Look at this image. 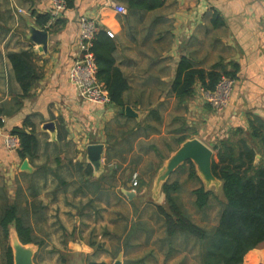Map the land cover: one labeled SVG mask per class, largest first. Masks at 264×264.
I'll list each match as a JSON object with an SVG mask.
<instances>
[{
	"label": "crops",
	"instance_id": "1",
	"mask_svg": "<svg viewBox=\"0 0 264 264\" xmlns=\"http://www.w3.org/2000/svg\"><path fill=\"white\" fill-rule=\"evenodd\" d=\"M112 2L127 12L119 13ZM53 8V0H0V98L23 94L10 53L31 51L39 74L30 96L20 98L22 107L0 127V186L5 182L14 197L20 183L24 204H37L29 222L44 245L28 243L35 245V264H55L41 263L39 255L58 264H114L119 257L121 264H184L189 250L172 251L156 204L166 206L162 185L179 177L187 161L165 181L160 177L186 141L197 138L212 148L247 126L251 114L264 119V0H163L147 9H128L127 0H76L56 18ZM46 15L53 18L46 22ZM84 17L96 19L114 42L115 66L127 81L123 97L135 115L126 106L90 103L71 83ZM39 31L48 32L46 42L40 43ZM183 57L205 70L219 62L231 72L238 67L222 111L198 96L200 84L193 98L177 99L174 81ZM46 123H54L53 131ZM15 126L34 128L39 140L37 156L27 159L30 170H22L24 160L4 145L3 133ZM94 143L104 145L98 170L87 153ZM77 162L91 164L93 174ZM1 168L9 169V177ZM34 177L37 196L29 188ZM8 236L10 246L20 240L14 226ZM250 252L254 262L247 259ZM250 252L244 264L264 263V248Z\"/></svg>",
	"mask_w": 264,
	"mask_h": 264
},
{
	"label": "trees",
	"instance_id": "2",
	"mask_svg": "<svg viewBox=\"0 0 264 264\" xmlns=\"http://www.w3.org/2000/svg\"><path fill=\"white\" fill-rule=\"evenodd\" d=\"M65 1L67 7H73L76 0ZM162 3L163 0H127L128 9L155 8ZM43 17L46 22L53 18L49 15ZM114 48V42L100 27L94 42L97 76L106 85L111 103L124 109L126 102L123 91L127 87V81L115 66ZM9 58L23 94L16 95L12 100L0 98V127L4 126L6 115L22 107L20 98L30 96L39 78L32 64L31 51L10 53ZM235 69L238 67L235 66ZM236 70H226L221 62L208 70L195 68L188 58L183 57L174 81L176 97L180 102L193 98L197 84L213 91L223 76L234 79ZM9 132L20 138V147L16 151L19 158L32 162L39 148L34 128L28 130L24 126H15ZM185 138L183 136L179 141ZM213 149L216 154L213 157L212 171L221 181V196L205 187L192 161L188 160L187 165L182 166L179 171L183 172L188 167L189 176L202 183L191 194L194 196L195 211L202 216L203 221L210 219L209 212L214 207L215 200L218 201L220 209L217 224L208 226L196 221L184 203V184L179 177H170L163 183L166 206L156 204L157 213L163 221L165 241L172 251L179 249L178 247L187 249L189 246L191 249L197 248L196 257L200 264H244L245 257L251 250L264 248V119L251 114L247 126L237 127L227 136L217 139ZM74 166L85 169L88 175L93 174L91 164L77 162ZM29 188L30 194L38 195L36 177L30 179ZM26 198L20 183L14 197L8 195L5 182L0 186V232L5 242L4 264L14 263L13 250L8 240L11 226L16 228L23 243H34L40 247L44 245L43 240L32 234L34 225L29 222V216L37 204H24ZM247 259L254 262V252H250ZM88 264L106 263L90 261Z\"/></svg>",
	"mask_w": 264,
	"mask_h": 264
},
{
	"label": "built area",
	"instance_id": "3",
	"mask_svg": "<svg viewBox=\"0 0 264 264\" xmlns=\"http://www.w3.org/2000/svg\"><path fill=\"white\" fill-rule=\"evenodd\" d=\"M53 16L60 17L67 8L65 0H53ZM113 7L119 13H126L127 9L112 2ZM100 25L96 19L84 17L80 22V31L77 39L78 53L69 71V79L78 89L79 95L86 101L98 105H109L111 98L106 85L98 79V65L94 52V42ZM112 35L111 32H109ZM235 80L223 76L213 91L199 88V93L206 103L210 104L213 110L220 112L228 106ZM4 142L9 151H17L20 147V138L6 132ZM131 185L136 191L139 186L138 172L132 174Z\"/></svg>",
	"mask_w": 264,
	"mask_h": 264
},
{
	"label": "water",
	"instance_id": "4",
	"mask_svg": "<svg viewBox=\"0 0 264 264\" xmlns=\"http://www.w3.org/2000/svg\"><path fill=\"white\" fill-rule=\"evenodd\" d=\"M38 34L39 38H42L40 43L47 41L48 32L39 31ZM126 113L128 115H135V112L130 106H126ZM44 128L53 131L54 123H46ZM103 149L104 145L101 143L90 144L87 147L89 160L93 164L95 170H98L102 165L101 159ZM213 157L214 151L211 147L202 142L200 139H190L183 143V146L169 160L164 174L160 177V180L165 181L176 168H178L184 162L190 160L196 165L198 172L204 178L206 183L210 184L213 182H218L219 180L216 178L212 171ZM21 169H31V166L27 159L23 161ZM127 193L129 194L130 192L128 191ZM11 247L13 250L14 257L13 264H35V245L24 244L19 239L14 238ZM114 264H121V258L119 257Z\"/></svg>",
	"mask_w": 264,
	"mask_h": 264
},
{
	"label": "rangeland",
	"instance_id": "5",
	"mask_svg": "<svg viewBox=\"0 0 264 264\" xmlns=\"http://www.w3.org/2000/svg\"><path fill=\"white\" fill-rule=\"evenodd\" d=\"M198 96L203 99V97L201 96L200 93L198 94ZM5 133H3V139H4V134ZM4 145H5V142H4ZM5 147H6V145H5ZM12 153H16V152L12 151ZM214 153L216 154L215 150H214ZM215 154H214V156H215ZM1 169H2L1 170L2 174L1 175L4 176V177H9V169H7V168H5V169L1 168ZM195 171H196V173L198 175L197 168H196ZM5 172L7 174H5ZM189 174H190V169L187 167V169H185L183 172H181V173L176 175V176L179 175L180 181L184 184L183 199H184L185 205L193 213V215H194V217H195L197 222H200L201 224H205V225H208V226L217 224V220H218V216H219V209H220V205H219L218 201L215 200V205L209 212L210 213V215H209L210 219L207 220L206 222H205V220L204 221L202 220L203 218H202V216L200 214L196 213L195 208L193 206V198H194V196L191 194L192 193L191 191L194 190L195 188L199 187L202 183L199 182L196 178H191L189 176ZM10 175H11V173H10ZM202 182L204 183L206 188L212 190L218 196H221V194H222L221 183L219 181L215 182V183L213 182V183H210V184L204 182L203 180H202ZM187 247H188V250H189V258H188V261L184 262V264H197V263L199 264V259L196 257L197 248L196 249H191L189 246H187ZM4 249H5V242L3 241L2 234H0V264H4L3 263L4 262ZM39 260H40L41 263H42L43 260H45V262H48V263H51V261L52 262L54 261L55 264H58V262H56V260L53 257H50V256L47 257L46 255H45V258H43V256L39 255Z\"/></svg>",
	"mask_w": 264,
	"mask_h": 264
}]
</instances>
